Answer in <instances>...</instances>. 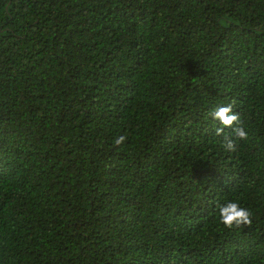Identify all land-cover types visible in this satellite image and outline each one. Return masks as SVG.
Masks as SVG:
<instances>
[{
	"label": "trees",
	"instance_id": "16d2710c",
	"mask_svg": "<svg viewBox=\"0 0 264 264\" xmlns=\"http://www.w3.org/2000/svg\"><path fill=\"white\" fill-rule=\"evenodd\" d=\"M0 264H264V0H0Z\"/></svg>",
	"mask_w": 264,
	"mask_h": 264
},
{
	"label": "clouds",
	"instance_id": "9594fccd",
	"mask_svg": "<svg viewBox=\"0 0 264 264\" xmlns=\"http://www.w3.org/2000/svg\"><path fill=\"white\" fill-rule=\"evenodd\" d=\"M209 115L221 126V128L218 129V132L223 131L224 128H231L232 136L225 137L222 145L225 151L233 150L236 140H245L247 138V132L242 126L234 127V124L238 122L239 117L233 111L231 105L217 107L211 111ZM124 139L125 137L120 136L115 139L114 143L119 145ZM216 216L218 223L225 229H231L251 223V211L247 207L242 206L235 198L217 204Z\"/></svg>",
	"mask_w": 264,
	"mask_h": 264
}]
</instances>
